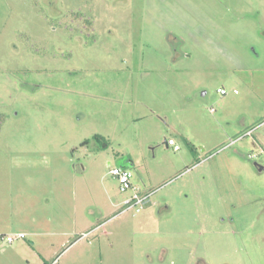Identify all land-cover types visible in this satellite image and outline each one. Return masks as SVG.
<instances>
[{
	"label": "rangeland",
	"instance_id": "rangeland-1",
	"mask_svg": "<svg viewBox=\"0 0 264 264\" xmlns=\"http://www.w3.org/2000/svg\"><path fill=\"white\" fill-rule=\"evenodd\" d=\"M0 264H264V0H0Z\"/></svg>",
	"mask_w": 264,
	"mask_h": 264
},
{
	"label": "built area",
	"instance_id": "built-area-1",
	"mask_svg": "<svg viewBox=\"0 0 264 264\" xmlns=\"http://www.w3.org/2000/svg\"><path fill=\"white\" fill-rule=\"evenodd\" d=\"M221 95H226V92L222 89L219 90ZM167 146L173 147L174 151H179V147L176 146L173 140H168ZM109 174L116 179L119 185V191L121 193L131 192L128 199L123 202V209L121 212L136 209L145 206L149 202L150 194L141 193L138 189H135L133 185V173L131 170L122 167H112ZM7 244L13 243L15 240L25 239V235L19 233L17 235H10L2 237Z\"/></svg>",
	"mask_w": 264,
	"mask_h": 264
},
{
	"label": "crops",
	"instance_id": "crops-1",
	"mask_svg": "<svg viewBox=\"0 0 264 264\" xmlns=\"http://www.w3.org/2000/svg\"><path fill=\"white\" fill-rule=\"evenodd\" d=\"M32 197H28L26 199L27 205L30 206V208L32 210H34L35 208L33 207L34 205V198L31 199ZM46 205H48L50 203V200L46 199L45 201ZM35 211V210H34ZM30 213V212H29ZM25 213L22 219V222H24L25 224H27L29 226V228L33 231V233L36 234L37 229L40 227L41 224H45L48 225L49 221H48V215L45 214L44 218H37L35 216H32V213ZM34 236V235H33ZM33 244V243H32Z\"/></svg>",
	"mask_w": 264,
	"mask_h": 264
},
{
	"label": "trees",
	"instance_id": "trees-1",
	"mask_svg": "<svg viewBox=\"0 0 264 264\" xmlns=\"http://www.w3.org/2000/svg\"><path fill=\"white\" fill-rule=\"evenodd\" d=\"M95 138H97V139H98V137H95Z\"/></svg>",
	"mask_w": 264,
	"mask_h": 264
},
{
	"label": "water",
	"instance_id": "water-1",
	"mask_svg": "<svg viewBox=\"0 0 264 264\" xmlns=\"http://www.w3.org/2000/svg\"><path fill=\"white\" fill-rule=\"evenodd\" d=\"M262 169H260V171H261Z\"/></svg>",
	"mask_w": 264,
	"mask_h": 264
}]
</instances>
